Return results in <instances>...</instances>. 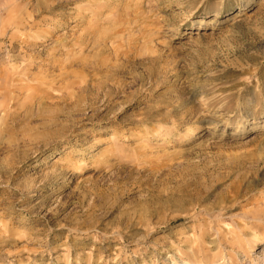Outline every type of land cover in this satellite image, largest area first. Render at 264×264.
Segmentation results:
<instances>
[{"label":"rangeland","instance_id":"1","mask_svg":"<svg viewBox=\"0 0 264 264\" xmlns=\"http://www.w3.org/2000/svg\"><path fill=\"white\" fill-rule=\"evenodd\" d=\"M0 264H264V0H0Z\"/></svg>","mask_w":264,"mask_h":264},{"label":"bare ground","instance_id":"2","mask_svg":"<svg viewBox=\"0 0 264 264\" xmlns=\"http://www.w3.org/2000/svg\"><path fill=\"white\" fill-rule=\"evenodd\" d=\"M192 24H193V26L196 27V28L202 26V23H201V22H197V23L192 22ZM194 27H193V28H194Z\"/></svg>","mask_w":264,"mask_h":264}]
</instances>
